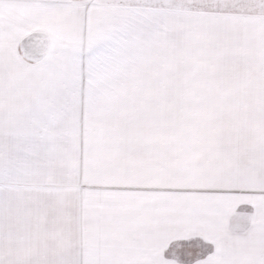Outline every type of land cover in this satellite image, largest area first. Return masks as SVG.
<instances>
[{
    "label": "snow or ice",
    "instance_id": "obj_1",
    "mask_svg": "<svg viewBox=\"0 0 264 264\" xmlns=\"http://www.w3.org/2000/svg\"><path fill=\"white\" fill-rule=\"evenodd\" d=\"M0 264H264V0H0Z\"/></svg>",
    "mask_w": 264,
    "mask_h": 264
}]
</instances>
